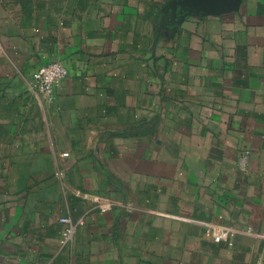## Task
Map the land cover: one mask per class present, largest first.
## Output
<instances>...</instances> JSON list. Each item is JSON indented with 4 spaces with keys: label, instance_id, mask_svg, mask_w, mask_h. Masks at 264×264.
Returning <instances> with one entry per match:
<instances>
[{
    "label": "crops",
    "instance_id": "crops-1",
    "mask_svg": "<svg viewBox=\"0 0 264 264\" xmlns=\"http://www.w3.org/2000/svg\"><path fill=\"white\" fill-rule=\"evenodd\" d=\"M195 4L0 0V264H264V0Z\"/></svg>",
    "mask_w": 264,
    "mask_h": 264
},
{
    "label": "built area",
    "instance_id": "built-area-1",
    "mask_svg": "<svg viewBox=\"0 0 264 264\" xmlns=\"http://www.w3.org/2000/svg\"><path fill=\"white\" fill-rule=\"evenodd\" d=\"M66 75L67 70L61 63H49L40 67L35 72L31 88L40 95L50 98L53 87L62 81ZM63 156H67V153L63 154ZM60 223L63 225V230L60 235L59 243L65 245L72 240L77 224L73 223L68 217L61 218ZM239 232L240 230L230 226H220L211 229L213 242L224 245L227 248H233L234 239ZM241 232L249 234L252 232V229L247 227L242 229Z\"/></svg>",
    "mask_w": 264,
    "mask_h": 264
},
{
    "label": "water",
    "instance_id": "water-1",
    "mask_svg": "<svg viewBox=\"0 0 264 264\" xmlns=\"http://www.w3.org/2000/svg\"><path fill=\"white\" fill-rule=\"evenodd\" d=\"M242 0H196L188 14L204 12L207 14L229 13L239 9Z\"/></svg>",
    "mask_w": 264,
    "mask_h": 264
}]
</instances>
